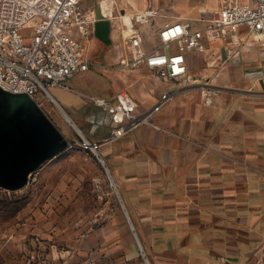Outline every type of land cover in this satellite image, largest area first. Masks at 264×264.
<instances>
[{
	"label": "crops",
	"instance_id": "1",
	"mask_svg": "<svg viewBox=\"0 0 264 264\" xmlns=\"http://www.w3.org/2000/svg\"><path fill=\"white\" fill-rule=\"evenodd\" d=\"M111 1L120 20L129 15L124 11L159 9L157 35L166 22L209 18L221 6V0ZM94 10L97 21L113 24ZM119 40L113 25L109 43L96 37L94 24L86 48L95 66L73 77L69 89L50 88V96L31 101L0 91V178L24 173L11 163L37 137L26 124L29 115L52 122L69 141L39 170L76 145L65 116L96 138L119 126L92 95L115 101L126 91L139 111L160 99L165 81L118 68L121 55L112 51L121 50ZM189 67L194 84L156 115L159 127L131 129L104 143L101 153L154 264H241L264 248V49L240 47L229 57L216 45L190 54Z\"/></svg>",
	"mask_w": 264,
	"mask_h": 264
},
{
	"label": "built area",
	"instance_id": "2",
	"mask_svg": "<svg viewBox=\"0 0 264 264\" xmlns=\"http://www.w3.org/2000/svg\"><path fill=\"white\" fill-rule=\"evenodd\" d=\"M85 1L0 0L1 90L30 100L40 93L50 96V88L69 89L73 77L95 66L88 56L86 42L94 32L97 15L94 9L86 8ZM111 6V12L104 13L100 2V15L113 23L124 40V45L118 42L117 46L131 54H121L118 68L132 71L146 67L165 81L167 88L146 111H139L137 101L126 91L118 93L115 101L90 97L94 105L111 111L119 126L102 138L74 127L75 143L101 161L110 177L101 153L103 144L140 125L159 127L156 115L177 99L179 90L194 84L190 82V54H204L216 45H221L229 57L240 47L249 49L256 44L264 49V0H221L212 17L166 22L158 32L161 44L155 48L144 45L135 24L152 22L161 15L159 9L148 7L128 12L133 21L130 27L114 14L113 1ZM128 31L134 34L128 36Z\"/></svg>",
	"mask_w": 264,
	"mask_h": 264
},
{
	"label": "rangeland",
	"instance_id": "3",
	"mask_svg": "<svg viewBox=\"0 0 264 264\" xmlns=\"http://www.w3.org/2000/svg\"><path fill=\"white\" fill-rule=\"evenodd\" d=\"M100 2L86 0L85 6L100 15ZM158 19L135 24L147 48L161 44ZM111 30L106 19L95 23V36L107 43ZM112 54L131 55L119 49ZM138 70L156 77L146 67L132 71ZM69 124L76 142V127ZM112 180L101 161L74 145L19 186L0 184V264H154ZM240 263L264 264V248L255 259Z\"/></svg>",
	"mask_w": 264,
	"mask_h": 264
},
{
	"label": "water",
	"instance_id": "4",
	"mask_svg": "<svg viewBox=\"0 0 264 264\" xmlns=\"http://www.w3.org/2000/svg\"><path fill=\"white\" fill-rule=\"evenodd\" d=\"M0 91L5 92L1 89ZM18 97H23L31 101L24 96ZM29 116L28 122L25 120L26 124L31 125L32 132H34L37 137L32 141V148L29 146L30 142L25 143V145H23V143L22 147L17 150V155L15 158L13 157V162L11 163L14 170L24 173H22L23 175L20 178H14L13 174L3 173L4 176L0 178V184L3 186H19L29 177L30 173H33L43 162L63 151L69 145L68 139L52 122L43 121L40 116ZM19 122H22V120ZM123 208L125 209L124 206ZM131 226L132 229H134L132 224ZM141 250L143 249L141 248Z\"/></svg>",
	"mask_w": 264,
	"mask_h": 264
},
{
	"label": "bare ground",
	"instance_id": "5",
	"mask_svg": "<svg viewBox=\"0 0 264 264\" xmlns=\"http://www.w3.org/2000/svg\"><path fill=\"white\" fill-rule=\"evenodd\" d=\"M102 11L104 13H110L111 12V9H112V6H111V3L112 1L111 0H102ZM123 21L129 25L130 27L132 26L133 24V21H132V18H131V15H126V16H123L122 17ZM69 116V115H68ZM68 116H65L66 117V120L71 123L74 127H76L77 129H79L75 124H73L71 121H70V118Z\"/></svg>",
	"mask_w": 264,
	"mask_h": 264
}]
</instances>
